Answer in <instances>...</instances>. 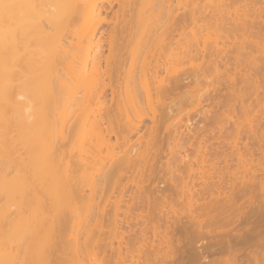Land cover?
Listing matches in <instances>:
<instances>
[{"label": "bare ground", "instance_id": "bare-ground-1", "mask_svg": "<svg viewBox=\"0 0 264 264\" xmlns=\"http://www.w3.org/2000/svg\"><path fill=\"white\" fill-rule=\"evenodd\" d=\"M101 1L0 0V264H54L58 253L78 264H193L201 254L190 241L230 224L239 235L225 229L206 251L247 246L228 263L264 264V127L253 114L264 94V0H159L162 22L147 34L167 52L141 62L121 52L116 27L101 36L119 53L103 57L94 39L112 19H95L115 2L118 17L123 1ZM76 19L82 52L94 49L90 68L72 47ZM192 83L208 87L193 97L211 101L203 125L188 117L177 139L173 106ZM241 107L252 117L245 131ZM224 127L247 141L224 144ZM178 207L190 208L187 221ZM175 230L188 240L181 261Z\"/></svg>", "mask_w": 264, "mask_h": 264}, {"label": "rangeland", "instance_id": "rangeland-1", "mask_svg": "<svg viewBox=\"0 0 264 264\" xmlns=\"http://www.w3.org/2000/svg\"><path fill=\"white\" fill-rule=\"evenodd\" d=\"M91 1V0H90ZM123 2V8H122V10L119 12V14H118V17H116V15H115V13L114 12H116V11H118V10H120V5L117 3V2H115L114 3V5H113V8L112 9H110L109 11H108V13L106 14L104 11L102 12V14L100 15V16H98V18L97 19H95L96 20V23H97V21L99 22V20L101 19L102 20V18H108V19H112V22H105V21H103V22H101L100 21V23H99V25H98V30H97V34L95 35V39H94V41H96L97 40V38H98V36L100 35H104V38H107L108 36H107V32L109 31V30H111L113 27L115 28L116 27V29H117V31H118V33H119V41L121 42L120 44L122 45H120V48H121V52L123 53V54H125V57H127V59L129 58L130 59V57L132 56V57H134V59H135V57H136V59L137 60H146V59H148V60H154V58H157L158 56H159V54L163 57V53L161 54V52L162 51H165V50H167L166 48V46H164L163 45V43H162V41L159 39V37L157 36V35H155V34H153V35H148L149 33H148V31L150 32L151 31V33L154 31V30H152V29H154V26L158 23V25H159V23L161 24V22L162 21H159V22H157V19H156V17L158 16V14H161L162 12H161V7H160V3H159V0H122ZM97 2H98V4H100V5H102L103 3H102V1L101 0H97ZM174 4L176 5V2H174ZM184 5H182V6H180L181 8H180V10H179V12L181 11H184V9H185V7H183ZM94 22V21H93ZM76 23H77V19H76ZM111 23V24H110ZM82 22L81 21H79L78 23H77V25H76V27H74V28H71V29H73V30H75V35H71L70 34V37H71V39H72V41H73V44H72V47L74 48V49H77V50H79V61H81V62H83V61H87L89 64H88V67L90 68V66L92 65V56H93V53H94V49H93V51H91V53H92V55L91 56H89V57H86V54H84L82 51H84V44H85V42L86 41H84V40H82V41H79L78 39H79V36L81 35V26H82ZM157 25V26H158ZM76 28V29H75ZM194 28H196V26L194 27ZM196 29H199L198 28V26H197V28ZM76 30L77 31H79V32H76ZM99 31H101V33L99 32ZM105 34H104V33ZM143 32V33H142ZM199 32V31H198ZM197 32V33H198ZM204 33H206V31H203ZM142 33V34H141ZM148 33V34H147ZM147 34V35H146ZM98 35V36H97ZM102 35V36H103ZM197 35H199L200 36V33H198ZM213 35V34H212ZM101 36V37H102ZM148 36V38H146ZM151 38H150V37ZM198 36V37H199ZM182 36L181 35H176V38L179 40L180 38H181ZM83 38V37H82ZM103 38V37H102ZM103 38V46H102V53H103V57H105V56H109L110 57V59H114L116 56H117V54L119 53V52H117L116 51V49L114 50V51H112V49L110 48V46H109V44H108V42H107V39H104ZM150 38V39H149ZM149 39V40H148ZM148 40V41H147ZM229 46H230V48H232V49H234V47L235 46H237L236 44H232V43H230V42H228L227 43ZM231 44V45H230ZM233 45V46H232ZM181 46H182V43L181 44H179V46L178 47H180L181 48ZM235 50V49H234ZM236 51V50H235ZM166 52L167 51H165V53L164 54H166ZM231 52H233V51H231ZM234 53V52H233ZM157 55V56H156ZM160 57V56H159ZM158 57V58H159ZM128 59V60H129ZM138 61V62H139ZM141 62V61H140ZM182 62H180V64H176L177 66V68H179L180 67V65H181V67L183 66V64H181ZM240 64V63H239ZM239 64H237V69L239 70L241 67L243 68V66H241L242 65V63L239 65ZM102 65L105 67V63L103 62L102 63ZM186 65H187V62H186ZM188 65H189V63H188ZM187 65V66H188ZM179 66V67H178ZM179 70V69H178ZM180 70H182V68L180 69ZM179 70V71H180ZM234 71H235V69H234ZM113 74V73H112ZM216 81H214V83H215ZM72 84V83H71ZM73 85V84H72ZM201 87L203 88L202 90L203 91H205L206 89H208V87L207 86H205L204 84H196V83H192L190 86H188V87H185L183 90H181V94H180V99L179 100H176V102H175V104H174V106H173V110H174V116H173V118L171 119V121H173L174 119H175V123H177L178 122V120H180V122L181 123H177V125H179V127H178V129H177V131H178V134H177V139L179 138V132L180 131H183V130H188V128H187V122L189 121V120H187L188 119V117H190L189 119L191 120V122L192 123H196L197 125V127H200V125H203V123H204V121H203V114H201V111L202 112H204L203 111V109H205V108H208L209 106L207 105L208 103H210V101H208V100H199V99H197V97H193V95L195 94L196 95V93L199 91V89H201ZM211 87V86H210ZM209 87V89H211ZM78 88L79 89H83V86H78ZM207 91V90H206ZM186 92H188V93H186ZM191 95H192V97H191ZM261 97V98H260ZM194 98H196V99H194ZM256 99L257 98H255V101H256ZM260 99V100H259ZM259 99H258V101H257V103H258V105H256L257 103L255 102V105L254 104H252V105H254L255 106V111H253V114L255 115V118H257V120H259V122H257L258 123V125H259V123H260V129L261 128H263L264 127V94L263 93H261L260 94V96H259ZM253 102V103H254ZM238 105V104H237ZM236 105V106H237ZM239 107H240V105H238ZM237 106V107H238ZM235 107V106H234ZM241 108H243V107H241ZM252 108H254V107H252ZM213 109H216V107H214ZM235 110H236V108H234ZM219 111V109H216V111ZM238 110H241V111H239V113H238V111H237V118L241 121V122H238L237 124V126L238 127H240L241 126V128H244L243 130L245 131V130H248V126L250 125V123L249 122H251V119H252V117H251V119L250 118H248V117H250L251 116V114H249V116H248V114L246 115L245 113H243L242 112V110L244 111V108L243 109H238ZM253 110V109H252ZM231 111V110H230ZM246 111V110H245ZM214 112H215V110H214ZM221 112V111H220ZM220 112H218V113H220ZM225 112V114L227 113V112H229L228 110L226 111H224ZM223 112V113H224ZM241 112V113H240ZM213 113V112H212ZM212 113H210V114H212ZM222 113V112H221ZM222 113V114H223ZM230 113H232V111L230 112ZM247 113V112H246ZM229 114V113H228ZM236 114V113H235ZM234 114V115H235ZM187 115H189V116H187ZM232 115H233V113H232ZM238 115H239V117H238ZM182 118H181V117ZM211 116V115H210ZM222 115H220V121H216V123L217 122H222V120L221 119H223V123L224 124H226L225 123V121H227L228 119H227V115H223V117H221ZM247 116V117H246ZM229 117H230V114H229ZM225 118H226V120H225ZM233 118H235V116L233 117ZM233 118H230V119H232L233 120ZM250 121H249V120ZM225 120V121H224ZM234 120H236V119H234ZM233 120V121H234ZM246 120V121H245ZM187 121V122H186ZM238 120H236V122H237ZM249 121V122H248ZM190 122V121H189ZM247 122L249 123V124H247ZM222 123V124H223ZM228 123V122H227ZM241 123V124H240ZM173 124V123H172ZM218 124V123H217ZM173 125H175V124H173ZM195 125V124H194ZM262 125V126H261ZM185 127V128H184ZM192 127H189V129H191ZM247 128V129H246ZM179 129H182V130H179ZM192 129H195V127L194 128H192ZM231 129V130H230ZM234 129V131L232 130V128H229V130H228V128H227V130H226V128L224 127V129H222V133H221V135H220V140H222V142L224 141L225 143L224 144H228V145H234L235 144V141L237 140L238 142H240V144H242L243 143V141L244 142H246L247 141V138L244 136V134H245V132H243L244 134H242V132H241V134H239V133H237V131L235 130V128H233ZM187 130H186V132H187ZM216 131H218V128H216ZM261 131V130H260ZM234 132V133H233ZM236 132V133H235ZM241 135V137L239 136V135ZM243 135V136H242ZM215 136H218V135H215ZM244 137V138H243ZM181 140V139H180ZM250 140V139H249ZM177 141H179V140H177ZM180 142V141H179ZM176 144V142L175 143H172V145H175ZM174 147V149L176 148V146H173ZM173 149V148H172ZM68 150H69V147H68ZM229 151V150H228ZM181 153V155H185V152H184V150L182 149L181 151H180ZM71 153H72V155L73 156H77V154H78V147L77 146H75L73 149H72V151H71ZM190 153V156H195L196 155V153H194L193 151H190L189 152ZM257 158H256V163L258 164V162L261 164H259L258 166L260 167H264V156L262 157L260 154H257ZM224 158H225V155H221V157H220V160L222 161L221 162V165H224ZM165 159V158H164ZM216 159V158H215ZM218 159V158H217ZM216 159V160H217ZM215 160V161H216ZM236 160H234V162H235ZM230 162H233L232 160H230ZM90 170H92V168H89ZM259 172H262V171H259ZM185 199V198H184ZM184 200H183V198H182V200H179V206H182L183 207V205L181 204L182 202H183ZM185 202V201H184ZM179 209L181 208V207H178ZM187 208V207H186ZM186 208L184 207V211H187L186 210ZM188 210H190V208H187ZM249 209V207L247 208V210ZM183 210H182V208H181V211H182V213L180 214L182 217H184L185 216V214H186V217H184L183 219L181 218V216L178 214V216H180V218L182 219V222H183V220L184 221H187L186 219H187V215L189 214V213H186L185 212V214L183 213ZM192 213V212H191ZM184 214V215H183ZM181 221V220H180ZM180 221H179V223H180ZM70 223H73V221H71ZM181 224H183V223H181ZM219 227V226H218ZM226 227V228H225ZM230 227V228H229ZM209 228H205L204 230H205V232H204V234H203V237H201V238H198L197 236H195L191 241H190V244L191 245H193L199 252L198 253H200L201 255L198 257V258H196V260L194 261V263L193 264H206L205 262H209L210 260L212 261V259L214 260V262H216V264H230V263H232V262H230V263H228L229 262V260L230 259H232L233 257H234V255L235 254H237L238 256H239V254H240V257L239 258H241V256H243L242 254H248L249 252H248V250H250V248H247V246L245 247H242L241 246V248H239L238 246V248H239V250H238V248H237V250H236V252H235V250L233 249V248H230L231 250L233 249V251L235 252H233V251H230V249H228V251H227V249L225 250V251H217V254H216V252H211V253H209L208 251H206V249H205V246L206 245H208V243H210V241H214L215 240V242L216 241H218V239H219V237L223 234V233H225V232H223V231H225V229L227 230V232H229V233H231V234H235L234 236H238L239 234V232L241 231L240 229H239V227L237 228V227H235V226H233V224L231 225L230 224V226H224V228H222V227H219V228H217L216 227V229L215 228H213V230L215 229L216 230V233L218 232V233H220V234H216L213 230V232H212V234L214 235H209L210 233H207L206 232V230H208ZM210 229H212V228H210ZM222 229V230H221ZM232 229V230H231ZM234 229V230H233ZM239 229V230H238ZM221 232H220V231ZM230 230V231H229ZM176 232V230L174 231V234H175V238H177V237H179V239H180V241H178V240H175V243L177 244V245H175V247H176V249H175V252H174V254L176 255V257H177V259H179L180 261L184 258V259H186V257H184L186 254H187V251H188V246H186L187 245V242H185V240H187V239H185V238H183L182 236H180V233L178 232V233H175ZM223 232V233H222ZM176 234H177V237H176ZM216 234V235H215ZM238 234V235H237ZM222 237V236H221ZM221 237H220V239H221ZM218 238V239H217ZM184 239V240H183ZM217 239V240H216ZM219 239V240H220ZM188 241V240H187ZM186 243V244H185ZM189 243V242H188ZM244 250H243V249ZM247 249V250H246ZM187 250V251H186ZM204 250V251H203ZM248 252H246V251ZM206 251V252H205ZM202 252H204V253H202ZM208 252V253H207ZM215 253V254H214ZM219 253V254H218ZM204 254V255H203ZM212 254V255H211ZM54 255H56V256H61V257H59V258H57V259H55L54 260V264H78V262H77V259L76 258H74V257H72L73 256V254L72 253H66V254H63V253H58V254H54ZM55 257V256H54ZM215 258H216V260H215ZM228 258V259H227ZM238 258V260L240 261V259ZM218 259V260H217ZM209 260V261H208ZM226 260H228V261H226ZM222 261V262H221ZM213 262V261H212ZM213 262V263H214ZM241 262V261H240ZM236 263H238V261L236 262ZM236 263H234V264H236ZM233 264V263H232ZM250 264H255L254 263V261L253 262H251Z\"/></svg>", "mask_w": 264, "mask_h": 264}]
</instances>
